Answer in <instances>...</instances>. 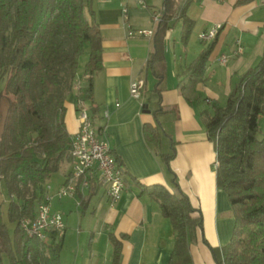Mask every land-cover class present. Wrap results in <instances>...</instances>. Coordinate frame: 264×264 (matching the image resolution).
<instances>
[{
  "label": "crops",
  "instance_id": "crops-1",
  "mask_svg": "<svg viewBox=\"0 0 264 264\" xmlns=\"http://www.w3.org/2000/svg\"><path fill=\"white\" fill-rule=\"evenodd\" d=\"M142 1L145 7L138 0L93 2L102 37V67L93 78V105L97 108L94 127H102L98 133L107 139L121 168L124 188L119 199L110 204L107 187L94 164L88 173L89 186H78L71 197L54 196L50 211L65 219L63 248L65 240L74 239L73 248L80 255H74L73 264H113L110 236L121 244L116 264H168L174 245L173 228L147 191L162 185L173 192L177 184L191 206L200 211L202 221L196 241L190 243L191 260L187 264H216L210 247L220 249L228 242L234 218L225 193L216 185V153L204 122L213 105L222 106L219 101L226 102L239 77L264 54V0H193L187 9L193 27L184 41L181 24L180 45L176 47L179 55L173 52L175 67L170 74L165 63L170 50L169 29L163 59L147 66L157 27L152 14L160 9L151 1L152 5ZM150 21L156 25L151 29ZM218 23L222 27L209 47L211 42H202L198 36ZM129 27L134 31L151 30L152 35L128 36ZM192 34L202 46L189 48ZM208 47L203 74L198 76L192 72L193 65ZM82 71H78L79 77ZM137 78L144 80L140 98L130 95V83ZM79 81L64 102L70 137L79 128L75 93ZM89 106L85 103L87 109ZM146 128L159 132L157 145L146 138ZM170 154L167 165L164 156ZM72 168V162L62 164L54 193ZM72 209H83L82 217Z\"/></svg>",
  "mask_w": 264,
  "mask_h": 264
},
{
  "label": "trees",
  "instance_id": "trees-1",
  "mask_svg": "<svg viewBox=\"0 0 264 264\" xmlns=\"http://www.w3.org/2000/svg\"><path fill=\"white\" fill-rule=\"evenodd\" d=\"M192 1H162L153 51L147 60L149 68L163 59L164 38L172 22L181 20L182 38L189 37L193 20L187 9ZM93 2L0 0V101L12 96L0 129V182L9 196L8 218L15 224L10 236L0 203V264L5 255L9 264H61L63 231L50 228L40 240L27 236L19 222L35 217L46 184L62 164L72 161L64 102L79 80L76 102L89 103L88 115L94 125L93 78L102 67V37ZM86 47L88 59L79 77V60ZM209 47L193 65L192 72L198 76L203 74ZM260 116L264 117V54L239 77L225 104L213 105L204 122L216 153V185L225 193L234 218L228 242L220 249L210 247L216 264H264V133L258 136ZM96 129L99 132L102 127ZM158 133L155 128L145 129L146 138L156 145ZM172 155L164 156L167 165ZM147 193L173 228L168 264L189 263L190 243L196 241L197 229H202L200 211L191 206L177 184L173 192L154 185ZM195 212L197 216H193ZM110 241L116 264L121 244L114 236Z\"/></svg>",
  "mask_w": 264,
  "mask_h": 264
},
{
  "label": "built area",
  "instance_id": "built-area-1",
  "mask_svg": "<svg viewBox=\"0 0 264 264\" xmlns=\"http://www.w3.org/2000/svg\"><path fill=\"white\" fill-rule=\"evenodd\" d=\"M138 3L145 7L142 0ZM127 8L124 7V19H128ZM161 11H154L152 20L157 23L161 18ZM222 24H215L199 34V39L202 42H211L217 35ZM135 34L150 37L151 30L134 31L129 27L128 36ZM237 52H241V46L238 44ZM221 61L225 63L226 57L222 56ZM144 86V80L137 78L130 83V95L134 98H140L141 90ZM78 120L79 128L70 140V154L72 156V171L66 177L64 183L59 187L56 196L58 199L71 197L76 194L77 187L87 188L89 186V171L94 164L97 165L99 177L107 187V196L110 204L116 202L124 188V180L116 174L113 161L109 154H106L105 142L107 139L101 134L92 124L90 117L87 116V108L85 103L78 102ZM39 215L38 220L34 223H26V219H21L19 227L29 237H35L40 240L46 235V231L50 228L56 229L60 233L64 229L62 217L59 213L50 211V197L46 196L43 201L38 204Z\"/></svg>",
  "mask_w": 264,
  "mask_h": 264
},
{
  "label": "rangeland",
  "instance_id": "rangeland-1",
  "mask_svg": "<svg viewBox=\"0 0 264 264\" xmlns=\"http://www.w3.org/2000/svg\"><path fill=\"white\" fill-rule=\"evenodd\" d=\"M150 1L156 4V8H158V9L161 8V5H162L161 0H145L147 5H152L150 3ZM132 9L133 8L130 7V9H129L130 10V14H132ZM181 24H182L181 20H177L175 22H172L171 26H170V29H169V33L170 34H169V37L167 39V48L168 49L170 48V50H169V52H168V54L166 56V61H165L168 74H170L173 71L174 67H175L174 66V62H173L172 59H173V52L177 53L176 47H178V45H180L179 39H180ZM152 26H156V25L152 21H150L149 29H151ZM173 44H175L176 46L173 47ZM189 44H190L189 48H192L194 46L201 45L202 42H198V40L196 39L195 35L192 34V36H191V38L189 40ZM177 55H179V53H177ZM87 59H88V48L86 47L85 50H84V53L81 55L80 60H79V71H81L84 68V64L87 61ZM178 62H179V60H177L176 63H178ZM9 100H12V96H3V98L0 101V129L2 127V121H3L4 115L6 113V109H7ZM224 103H225V99H221L219 101L220 105H223ZM209 110H211V109L209 108ZM258 123H259V129H260V132H259L258 136L261 137L262 134L264 133V117L263 116H260ZM60 175H61L60 171L54 173L52 175L51 179H50L51 180L50 184H48V183L46 184L44 197H46V196L50 197V207H51L52 200L54 199L53 197L56 196V193L58 191L57 190L54 193V190H55L54 188L56 187V184L58 182L57 178H59ZM8 200H9V196H8L7 191L5 189L4 183L0 182V203L2 205L1 206V208H2V217H3L4 223L6 224V227L8 229V232H9L10 236H13V232H14V229H15V224L10 222V220L8 218V213H7ZM83 211H84L83 209H75V210L72 209V212L74 214L78 213L80 217H82V215H83L82 212ZM68 214H69V212L67 213V215ZM61 217L63 218V215H61ZM62 220L64 222L63 224L65 225V219L63 218ZM45 237H46V235H45ZM45 237L43 239H45ZM73 243H74V239H70L68 241L65 240L64 248L62 249V251L60 253V260H61L62 264H73L72 261H73L74 255L75 254H77V256L80 255V253H77V251H75L77 249L73 248ZM78 252H80V251L78 250ZM3 264H9V260H8L6 255L3 258Z\"/></svg>",
  "mask_w": 264,
  "mask_h": 264
},
{
  "label": "bare ground",
  "instance_id": "bare-ground-1",
  "mask_svg": "<svg viewBox=\"0 0 264 264\" xmlns=\"http://www.w3.org/2000/svg\"><path fill=\"white\" fill-rule=\"evenodd\" d=\"M87 116H89L88 115V110H87ZM105 149H106V154H109L111 161H113V163H114L116 174H118L119 177L121 179H123L122 172H121L120 168L118 167V165H117V163H116V161H115V159H114V157H113V155L111 153V149H110V146H109L108 142H105ZM38 215H39V208H38V210L36 212L35 217L33 219L32 218L31 219H26V223H34L35 221L38 220Z\"/></svg>",
  "mask_w": 264,
  "mask_h": 264
}]
</instances>
